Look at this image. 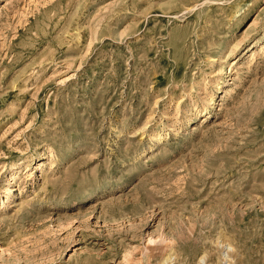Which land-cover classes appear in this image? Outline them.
Wrapping results in <instances>:
<instances>
[{"label":"rangeland","instance_id":"374dc122","mask_svg":"<svg viewBox=\"0 0 264 264\" xmlns=\"http://www.w3.org/2000/svg\"><path fill=\"white\" fill-rule=\"evenodd\" d=\"M0 264H264V0H0Z\"/></svg>","mask_w":264,"mask_h":264}]
</instances>
